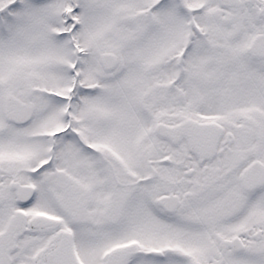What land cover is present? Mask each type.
Here are the masks:
<instances>
[{"label": "snow or ice", "instance_id": "obj_1", "mask_svg": "<svg viewBox=\"0 0 264 264\" xmlns=\"http://www.w3.org/2000/svg\"><path fill=\"white\" fill-rule=\"evenodd\" d=\"M0 264H264V0H0Z\"/></svg>", "mask_w": 264, "mask_h": 264}]
</instances>
